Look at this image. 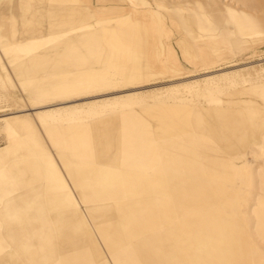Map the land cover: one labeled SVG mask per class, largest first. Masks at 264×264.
I'll return each instance as SVG.
<instances>
[{
  "label": "rangeland",
  "instance_id": "1",
  "mask_svg": "<svg viewBox=\"0 0 264 264\" xmlns=\"http://www.w3.org/2000/svg\"><path fill=\"white\" fill-rule=\"evenodd\" d=\"M196 1L199 2L201 0ZM122 2L128 5V12L130 11V14L124 16V21H121L123 20L121 15L109 16L102 12L103 9H106L111 4L108 0H96V10H100L98 12V20L100 22L110 20V26L114 23L135 22L138 21L140 15L144 14L145 10H157L165 16L164 23H170L174 28H177L175 31L176 36L173 39L174 41L177 40L180 50H185L188 53V59L193 60L195 67H199L200 63L206 60H221L223 61L220 64L221 66L194 71L185 76L149 80L133 85H124L123 80L117 74L112 79L114 87L107 89L103 93L81 90L84 92L57 98L56 81L58 75L56 71L48 74L44 71L47 69V67L44 68L43 66V64H46L45 61H35L31 60V58L37 56V54L49 53L57 55L62 49L61 45L58 46V44L64 39L68 40L71 38L72 40L75 33L76 38L79 39L78 34L80 35V32H84V28L81 27L74 32L73 30H48V26L51 28H56L57 26L48 25L47 23L46 26L44 23L39 25L41 26L40 28L33 27L37 25L33 23H26L24 29L21 25L20 40L16 41L14 46L3 47L0 43V55H2V60L0 59V177L2 179L0 182V194H2L0 216L3 215L0 217V234L5 237L17 236L15 233L23 232L17 230L23 228L25 223L23 222V216L28 214L29 210H37L39 212L38 209H41V216H37L40 218H35L34 221L28 222L26 231L29 233L30 230L28 229H35V236L40 235L41 231L46 232L49 238L43 241L48 242L50 254L44 256L41 253L29 256L26 254L13 255L15 261L26 262L27 257L30 263L39 262L43 258L57 261L58 246L80 248L81 246L94 245L102 248L107 244L109 246L115 245L113 241L118 239L119 246H114L113 250L119 252L124 248H140L134 250L136 253L135 258L142 264L147 263L146 259L152 251H145L143 243L141 244L133 237L138 235L136 231L132 229L128 231L129 227H133L134 224L131 223L130 218L137 213L135 211L138 210L139 212L144 208L143 205L147 198L143 196L130 198L127 190L125 191L126 188L121 186V188H116V190L112 187V184H106V182L97 190L91 191L90 189L88 190V187L86 188L87 190L83 188L87 194L85 203L95 198L99 199L95 206H81L83 210L89 208L91 211L92 209L90 215L88 213V216L82 217L83 222L78 217V210L76 211L71 206L60 207L57 199L64 198L65 194L71 192V188L78 194L80 191L78 183L80 177L90 178L93 174L97 175L99 166L104 164L106 161L105 157H108L106 153L100 151H102L103 145L108 143L118 145L120 148L115 155L116 157L109 159V162L111 164L116 163V168L119 171L128 172V166L126 165L128 158L121 153L124 151L123 144L128 142L126 140L128 133L130 136H136L141 140V129L144 127L145 122L149 121L151 122L152 130L155 128L158 135H167L165 128H168V124L159 125L161 128L154 124L156 120L154 118L158 116L162 109H165L162 106H184L189 110L194 109V106H201L205 107L206 111H214V113H218L215 112L217 110L229 108L230 114L227 118H220L217 114L218 119H221V121L215 122V129H232L237 119L241 121L242 127L249 128L250 125L255 123L256 129L253 131L256 132L255 135L251 134L250 141L260 140L263 143L253 147L249 144L250 142L241 141L242 145L246 143L249 147L235 153L227 150L223 154L213 152L211 153L210 165L209 161L201 156L200 165L202 164L203 170L209 173L208 177L205 175L206 187L209 193V197L205 201L210 205L206 208L203 205H194L193 207L197 209L192 211L193 218L199 216V219L193 220L198 225L200 223L205 225V222H200L201 214L206 213L210 219L211 212L209 211L218 209L219 207L216 206L222 205L224 212L222 211L223 214L220 215V218L225 223L220 222V226L223 224L227 232H235L234 238H236L235 241L240 248V253L236 255L238 260L234 264H264V32L256 35L252 33L251 29L237 21H231L230 25H224L223 10L233 7L227 0H217L216 2L221 10L210 12L207 10L203 13L213 16L215 27L220 23L219 27H229L226 29L241 32L244 36L239 37L236 35L231 37V48L216 55L212 54L210 50L200 48L201 43L198 42L200 38L199 29L182 21L186 15L191 18L190 9H197L194 6L195 0L114 1V3ZM153 2L160 7L154 5ZM19 3L20 0H14L12 3L6 1L0 4V34L7 37L12 34L10 19L13 16H18L20 11ZM82 3L86 5L85 2ZM179 3H181V8H178ZM251 3L252 7L257 8L259 6L258 3L264 7L263 0H252ZM116 7L119 8L118 6ZM120 9L122 10V8ZM179 9H182L181 14L177 12ZM233 9L237 12L260 15L255 10L247 11L240 6H236ZM217 16L219 20L216 18ZM129 18L133 20H128ZM200 21L198 24L199 28L207 29L210 27L209 22ZM65 26L69 28L72 25L65 24ZM59 27L61 26L58 25ZM116 27L125 28L127 25ZM24 54L31 55L29 57L24 56ZM64 56V63L77 62L73 60L72 55ZM27 61L36 62V64L42 63L43 73L39 71L38 67L40 66H38L34 70V75H39L40 73V77L43 79L49 76L47 83L52 82V84L56 85L53 88L47 86L51 92L48 97L49 101L46 99L41 101L42 95H45L46 92L38 86L42 82L37 81V84L35 83L36 76L31 75L32 81L30 83L36 84L37 88L36 86L28 88L27 73L18 74L17 76L14 74L13 67L21 69V65L23 63L27 64ZM109 63L112 64L111 61ZM101 67L104 68L105 66ZM66 89L68 92L71 90V86L68 85ZM229 99L231 102H235V105L234 103L227 105V100ZM63 101L66 104L57 107V104ZM45 105L47 106L45 107ZM30 108L32 109L31 111L29 110ZM9 117L11 119L12 117H17L16 119L29 124L32 130L16 132V130L10 129L9 131V129H6V119ZM110 117H115V119L106 123L110 124V126L91 127L93 122H99ZM57 125L63 128H68L72 125L88 126L91 143L94 145L92 153L78 154L74 159L75 163L70 167L66 166L68 163L65 164V162H69V158L65 157V155L56 154V150H54L48 140L44 129L45 126L52 127ZM181 128H187V126L185 125ZM89 131L87 132L88 134ZM34 135L37 136L49 153H42L36 148L37 150L33 152L32 158L28 156L24 151L26 149L25 145L26 142L32 144L29 142V138H33L32 136ZM165 140L158 137L159 142H164ZM235 141L237 143V140ZM232 144H234L233 140L227 143L230 146ZM13 145L17 151L11 150ZM32 145L36 147L37 144L33 142ZM8 149L10 150L6 151ZM4 153H7V155L5 156ZM43 154L48 158H42ZM232 154L236 156L233 157L234 159L232 158L233 160H230V155L232 156ZM47 159H52L56 163L55 169H48L43 165L42 160L45 161ZM30 162H33L36 166L33 167ZM234 163L242 168L243 174L241 177H236L231 181L228 176L234 167ZM142 170L140 171L143 172ZM213 170L215 172L217 170L224 172L217 173L213 179L210 172ZM129 171L131 174L140 173V171H133L130 167ZM75 172L76 174H74ZM73 174L76 177H73ZM58 178L65 181L61 186L56 185ZM88 179L85 182H88ZM224 189L227 190L225 191ZM65 191L67 193L64 194ZM162 192L166 193L167 191L163 190ZM91 194L94 196H91ZM130 195H132V191ZM211 198L212 200H209ZM179 209L181 208L179 207ZM255 211L258 234L256 231ZM209 222H211L210 225L214 224L212 219ZM186 224L182 225L184 232L191 230ZM12 225H15L14 228L16 230H10ZM73 232H76V239L72 238L74 236ZM58 235L66 236V238H59ZM88 235L89 237H87ZM178 239L179 242L174 237L158 239L161 241L157 244L159 250L163 251L162 249L165 247L166 252L171 253V248L176 243L182 244L180 241L184 240V238ZM33 241H41V239H34ZM15 247L11 244L3 246L0 258L2 260L10 258L11 261V251L15 250ZM54 247L56 248V254H53L52 251ZM34 250L36 251V249ZM175 251L179 258V264H185L184 258L186 254H184V251L180 249ZM116 252L114 251V253ZM155 253L158 257L161 255L156 250ZM99 257L97 258L98 261H100ZM125 258L127 259L128 257ZM106 259L107 262L112 261L115 264L112 256H106ZM123 263L127 264L126 262Z\"/></svg>",
  "mask_w": 264,
  "mask_h": 264
},
{
  "label": "crops",
  "instance_id": "2",
  "mask_svg": "<svg viewBox=\"0 0 264 264\" xmlns=\"http://www.w3.org/2000/svg\"><path fill=\"white\" fill-rule=\"evenodd\" d=\"M6 1L12 3L14 0H0V4ZM82 1L84 2L85 0ZM82 1L20 0L18 16H13L10 19L12 34L9 37L0 34L1 45L3 47L14 46L15 42L20 40L21 25L24 29L26 23L37 24L33 26L35 28H40L41 26L39 25L43 23L46 26L47 23L48 25L57 26L56 28L48 26V30H73L74 32L81 28L83 22L93 24L96 22V0H86V5H83ZM108 1L111 4L125 5L128 8V5L124 4V2L114 3L115 0ZM128 10L121 14V19H123L121 21L125 20L124 16L130 14ZM151 10H145L144 14L138 17V21L111 24L110 29L113 36L107 38L103 44L92 39L82 42L81 39L76 38L75 33L72 40L70 38L68 40L64 39L61 42L59 41L60 44L58 46L61 45L62 49L57 55L49 53L37 54L31 60L45 61L46 64H43V66L44 68L47 67V69L44 71L48 74L56 70L58 75L56 81L57 98L84 92L81 90L103 93L107 89L114 87L112 79L117 74L123 80L124 85H133L149 80L154 81L161 78L185 76L198 70L217 68L223 62L221 60H206L201 62L199 67H195L193 60L188 59V53L185 50H180L176 42L177 40L174 41L173 39L176 36L175 31L177 28H174L172 24L167 22L161 24L157 16L152 14ZM128 20L133 19L129 18ZM65 24L72 26L67 28ZM58 25L61 27L58 28ZM123 25H127V27H116ZM30 55L24 54V56L29 57ZM64 55H72L73 60L77 62L64 63ZM0 59L2 60V55H0ZM30 61H27V64L23 63L21 69L13 67L14 74L17 76L18 74L27 73L28 77L34 75V70L38 66H40L38 67L39 71L42 72V63L36 64V62ZM101 66H105L104 68L106 69ZM34 76H36L35 83L37 81L42 82L38 86L46 92L45 95H42L41 101L44 99L49 101L48 97L51 92L47 88L48 84H46L49 81V76L44 79L40 77V73ZM68 81L70 82L68 83ZM36 84L28 82L27 87L32 88V86H36L37 88ZM68 85L71 86V90L67 92L66 88ZM232 103L235 105V102ZM63 104L65 105L66 102H59L57 107H61ZM162 107L165 109H162L158 116L154 118L156 119L154 124H157L160 128L161 126L159 125L168 124V128H165L167 135H158L155 128L152 130L151 122L149 121L145 122L144 127L141 129V140L136 136H130L128 133L126 137L128 142L123 144L124 151L121 152L128 158V162L126 163L128 172L119 171L116 168V163L111 164L109 162V159L116 157V153L120 150L119 146L110 143L103 145V149L100 152L106 153L108 157H105V163L99 166L97 175L93 174L90 178L80 177L78 180L80 185L79 193L76 194L71 188V192L65 194L67 193L65 191L64 198H58L57 203L60 207L66 208L71 206L76 211L78 210V217L82 221V217L88 216V213L90 215L92 209L91 211L89 208L83 210L81 206L88 205L92 207L99 200L95 198L85 203L87 194L83 188L86 189L88 187V190L90 189L91 191L97 190L105 182L106 184H112L114 189L123 186L126 188L125 191L127 190L130 198L133 196L147 198V201L143 205L144 208L139 212L138 210L135 211L137 213L133 217L130 216L132 220L129 217L131 223L134 224L133 227H129L128 229V231L132 229L138 233V235L133 237L141 242V244L143 243L145 251H152L146 259L147 263L145 262L144 264H179L176 249H180L186 254L184 258L185 264H234L238 260L236 255L240 253V248L235 241L236 238H234L235 232H227L224 229L223 224L225 221L223 222L220 218V215L223 214L222 211L224 212L222 205L216 206L219 207L218 209L209 211L211 212L210 219L214 222L212 225H210L209 215L206 213L201 214L200 219V222H205V225L203 223H200L202 225L194 223V220H198L199 216L193 218L192 211L197 209L193 207L194 205H203L205 208L210 205L205 201L209 197L205 175L208 177L209 173L203 170L202 164L200 165L201 156L202 158L205 157L210 165L211 153L213 152L223 154L226 150L234 153L242 151L243 148L249 147L246 143L242 145V142L246 141L250 142L249 144L253 147H256L257 140L250 141L251 134L255 135L256 132L253 131L256 129L255 123L250 125L249 128L242 127L241 121L237 119L232 129L217 130L214 124L216 121H221L217 116L227 118L230 114L229 108L217 110L215 112L218 113H214V111H206L205 107L201 106H194L192 110L184 106ZM29 110L32 109L30 108ZM115 117L93 122L91 127L107 126L108 124L106 123L115 119ZM16 120L21 121L20 119ZM185 125L187 128H181ZM25 126L27 128L26 131L28 129L29 131L32 130L29 124L25 123ZM44 129L48 140L51 142L54 150H56V154L65 155V157L69 158L70 161L65 162V164L68 163L66 166L70 167L75 163L74 159L78 154L92 153L94 145L91 143L88 126L72 125L68 128H63L57 125L52 127L45 126ZM88 131L89 134L87 133ZM32 137L29 138V142L32 144L34 142L37 145L35 147L26 142V149L24 151L29 157L32 158L33 152L37 150L36 148L42 153H49L45 150L36 135ZM158 137L166 140L159 142L157 141ZM232 140L234 144L231 146L227 145ZM235 140H237V143ZM235 156V154L230 155V160H233ZM45 157L48 158L43 154L42 158ZM42 161L46 168H56V163L52 159ZM32 166L35 167L36 165L33 163ZM129 167L133 171L143 169L144 173L140 171V173L131 174ZM241 169L238 164L234 163V167L228 176L231 181L236 177L242 176L243 171ZM210 172L214 179V175L223 173L224 171L217 170L215 172L213 170ZM74 174L73 177H76ZM87 179L88 182H85ZM1 181L2 179L0 178ZM64 182L63 179L58 178L56 185L61 186ZM111 189L113 190V188ZM163 190L167 192L163 193ZM224 190L226 191L227 189ZM131 191L132 195H130ZM1 195L0 201L2 200ZM91 196L94 195L91 194ZM209 200H212V198ZM38 210L39 212L37 210H29L28 214L23 216V222H25L23 228L17 229L23 232L15 233L17 236L5 237L0 234V252H2L3 246H7L8 244L16 246V249L11 251V261L10 258L6 260L0 258V264H113L112 261L107 262L106 256H112L115 264H124L123 262L127 264H142L135 258L136 253L134 252L135 249L140 248H124L119 252L113 250L114 246H119L118 239L113 241L115 245L109 246L107 244L102 248L94 245L81 246L80 248L58 246L57 261L43 258L39 262L30 263L28 257L26 262L15 261L13 255L26 254L29 256L41 253L44 256L50 254L48 242L43 241L49 238L46 232L41 231L40 235L35 236V229H28L30 230L29 233L26 231L28 222L34 221L35 218H40L37 216H41L42 211L41 209ZM255 216L258 234L256 211ZM220 222L223 223L221 226ZM185 223H187L186 225L191 230L185 232L182 230V225L184 226ZM14 227L15 225H12L10 230H14ZM73 235L72 238L76 239V232H73ZM58 236L59 238H66V236ZM173 237L177 239V242H179L178 238H184V240L180 241L182 243L180 245L176 243L171 248V253L166 252L165 247L161 248L163 251H160L157 244L161 241L158 239ZM34 239H41V241H33ZM155 250L161 254L159 257L156 255ZM52 251L54 254L56 248L54 247ZM98 256H100V261L97 260ZM125 257L128 258L126 259Z\"/></svg>",
  "mask_w": 264,
  "mask_h": 264
},
{
  "label": "bare ground",
  "instance_id": "3",
  "mask_svg": "<svg viewBox=\"0 0 264 264\" xmlns=\"http://www.w3.org/2000/svg\"><path fill=\"white\" fill-rule=\"evenodd\" d=\"M216 1L217 0H201V1L197 2L195 0L194 6H196L197 9H195V8L190 9L189 12L191 14V18H188L186 15L183 17L182 21L189 26L191 25V26H194L195 28L197 27L199 29L200 38H199L198 42L201 43L200 48H202V49L205 48L207 50L212 51V54L218 55L221 52H223L224 50L231 48V43H230L231 37L236 36V35H238L239 37H243L244 34L241 32L227 30L229 27H226L227 29L219 27L220 23L218 24L217 27H215V25L213 24V16L210 14L203 13L204 11H207V10H208V12L221 10ZM227 1L229 3H231L233 8L236 6H240L241 8L246 9L247 11L248 10H253V11L255 10L260 15H254L252 13L248 14V13L237 12L233 8H227V9L223 10L224 15H222L225 18L224 25H230L231 21H237V22H240L241 25L251 29L252 33H254L256 35L264 32V7L261 6L260 3H258L259 6L256 8V7H252V3H251L252 0H227ZM154 2H156V1H154ZM154 2H153L154 5L159 6L158 4H156ZM88 3H91V2L89 1ZM88 3H87V5H88ZM180 4L181 3L178 4L179 5L178 8H181ZM116 6H118L119 8H117ZM206 7H208V8L206 9ZM120 8H122V10ZM124 8H126V9H124ZM127 9L128 8L125 5L120 6V5H116V4H112V5L109 4L108 7H106V9H103L102 12H105L106 15L113 16V15H121L122 13L126 12ZM99 11L100 10H96V22H94L93 24H90L89 22H83L81 24L82 25L81 27L84 28V32H80V35L78 34V36H79V39L82 40V42L89 40V39H92V40H96V41L100 42L101 44H103L107 38L113 36L112 35L113 33H111L112 31H111L110 25H109L110 20L104 21V22H100L98 20V12ZM253 11H251V12H253ZM151 12L154 16H157L158 21L161 24H164L165 16L163 15V13H160L157 10H151ZM177 12L179 14H181L182 9L181 10L179 9ZM216 18L218 19V16ZM204 20L207 23L209 22L208 24L210 25V27H208L207 29L199 28V26H198L199 21L204 22ZM205 25H206V23H205ZM247 25H249V26H247ZM232 42H233V40H232ZM53 71H56V70H53ZM27 78H28L29 82L32 81L31 76H28ZM47 84H48L47 86L50 88H53L57 85V84L56 85L52 84V82H48ZM227 102H228L227 105L232 103L230 101V99L227 100ZM6 120H7V123H6L7 128L6 129H9V131H10V129H12V130H16V132L17 131L26 132L27 128H26L24 122L18 121L16 119H14V117H12V119L9 117ZM249 133L250 132L248 129V134ZM262 143H263V141L257 140V145H261ZM11 147H12L11 150L13 149L12 151H17L14 145ZM9 150L10 149H8L6 151H9ZM4 155L6 156L7 153H4ZM32 165H33V163H32Z\"/></svg>",
  "mask_w": 264,
  "mask_h": 264
}]
</instances>
